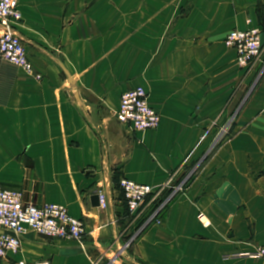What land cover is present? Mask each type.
<instances>
[{
  "label": "crops",
  "instance_id": "crops-1",
  "mask_svg": "<svg viewBox=\"0 0 264 264\" xmlns=\"http://www.w3.org/2000/svg\"><path fill=\"white\" fill-rule=\"evenodd\" d=\"M18 4L15 27L41 77L0 64V182L26 202L65 206L87 234L29 233L0 264H261L250 253L264 245V65L240 67L224 41L259 27L264 43V0ZM136 87L159 112L158 128L118 121L122 94ZM204 158L164 224L130 240L143 217L126 213L119 178L159 187ZM103 187L105 210L91 202Z\"/></svg>",
  "mask_w": 264,
  "mask_h": 264
},
{
  "label": "built area",
  "instance_id": "built-area-1",
  "mask_svg": "<svg viewBox=\"0 0 264 264\" xmlns=\"http://www.w3.org/2000/svg\"><path fill=\"white\" fill-rule=\"evenodd\" d=\"M18 3L19 0H0V64L11 63L39 79L41 75L35 73L25 43L15 27V23L22 20ZM224 43L236 53V61L240 67L252 70L258 64L264 65L261 28L232 30L227 34ZM263 69L262 66L261 72ZM116 117L135 132L156 129L161 122L159 112L150 105L148 93L143 87L128 89L122 94ZM228 130L229 125L221 130L218 140L222 139ZM176 177L177 174L172 175L159 187L120 177L117 188L129 213L136 217L135 219L148 215L146 222H149L161 212L162 206L171 197L184 190L181 181L175 182ZM166 191L171 194L169 193L168 199L162 203L160 199ZM98 195L99 207L107 209L110 204L108 192L103 187L98 191ZM29 233L46 238L82 241L87 234V227L82 219L71 215L65 206L57 203L37 206L26 202L21 190L6 188L0 182V259L5 260L10 258V254H18L21 251L22 238ZM135 236L136 233L130 240ZM250 256L264 264V245L251 252ZM14 264H51V261L47 258L37 261L21 258Z\"/></svg>",
  "mask_w": 264,
  "mask_h": 264
},
{
  "label": "rangeland",
  "instance_id": "rangeland-1",
  "mask_svg": "<svg viewBox=\"0 0 264 264\" xmlns=\"http://www.w3.org/2000/svg\"><path fill=\"white\" fill-rule=\"evenodd\" d=\"M8 63V62H7ZM13 65V64H12ZM16 66V65H15ZM18 67V66H17ZM206 162V158H204L203 160L197 162V163H192L186 167H184V169H182V171H179L175 174H177L176 180L175 182H182L184 185V190L183 191H178L173 197H171L163 206L161 209V212L155 216V218L152 221L146 222L148 219V215L144 216L141 220V223L138 225V228L136 229V237L141 234L146 228L150 227L153 224H157V222H160L161 225L164 224L165 221V215H166V211L168 209V206L173 203L177 198H179L181 195L186 193V189L194 182V180L197 178V176L200 174L204 164ZM174 175V174H173ZM170 192L166 191L165 194L162 195L160 201H162V203L168 199V196L171 194H169ZM237 215V213H235ZM129 215H131L129 213ZM132 216V215H131ZM133 217V216H132ZM136 218V217H133ZM199 220L202 222V224L207 223V220L205 218V214L204 213H200L199 214ZM1 260V259H0Z\"/></svg>",
  "mask_w": 264,
  "mask_h": 264
},
{
  "label": "water",
  "instance_id": "water-1",
  "mask_svg": "<svg viewBox=\"0 0 264 264\" xmlns=\"http://www.w3.org/2000/svg\"><path fill=\"white\" fill-rule=\"evenodd\" d=\"M59 64L62 67L64 73L68 76L70 83L74 84V80H73L72 76L70 75L69 71L64 67V65L61 62ZM75 97H76V99H78L81 102V99H80V96H79L78 92H75ZM91 202H92L93 206H99L100 205L99 195L98 194H94L91 197Z\"/></svg>",
  "mask_w": 264,
  "mask_h": 264
},
{
  "label": "trees",
  "instance_id": "trees-1",
  "mask_svg": "<svg viewBox=\"0 0 264 264\" xmlns=\"http://www.w3.org/2000/svg\"><path fill=\"white\" fill-rule=\"evenodd\" d=\"M118 183H119V181H118ZM125 207H126V204H125ZM126 213H129V211H128V208L126 207Z\"/></svg>",
  "mask_w": 264,
  "mask_h": 264
}]
</instances>
